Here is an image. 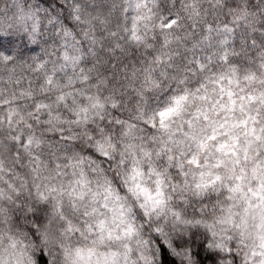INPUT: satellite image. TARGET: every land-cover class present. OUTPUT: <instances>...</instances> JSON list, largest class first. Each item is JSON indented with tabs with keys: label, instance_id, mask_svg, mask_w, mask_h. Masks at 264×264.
Wrapping results in <instances>:
<instances>
[{
	"label": "clouds",
	"instance_id": "clouds-1",
	"mask_svg": "<svg viewBox=\"0 0 264 264\" xmlns=\"http://www.w3.org/2000/svg\"><path fill=\"white\" fill-rule=\"evenodd\" d=\"M0 264H264V0H0Z\"/></svg>",
	"mask_w": 264,
	"mask_h": 264
}]
</instances>
